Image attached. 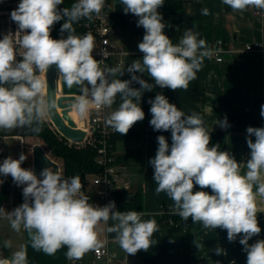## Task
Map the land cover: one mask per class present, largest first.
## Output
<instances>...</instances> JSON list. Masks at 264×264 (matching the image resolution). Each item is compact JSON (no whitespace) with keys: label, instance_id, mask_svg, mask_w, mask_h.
<instances>
[{"label":"clouds","instance_id":"1","mask_svg":"<svg viewBox=\"0 0 264 264\" xmlns=\"http://www.w3.org/2000/svg\"><path fill=\"white\" fill-rule=\"evenodd\" d=\"M222 2L234 12L249 8L264 12V0ZM63 3L64 0H20L10 13L18 28L0 39V130L42 131L44 121L57 109V100L46 94L41 74L55 65L58 77L69 89L79 87L80 94L67 109L82 120L92 109H112L119 95L121 102L108 112L105 123L121 136L126 135L145 118L140 106L144 92L157 86L187 90L190 82L197 79L204 59L220 52L210 48L191 28L174 44L165 34L166 25L158 12L164 0H120L124 13L138 17L137 27L145 30L138 44L143 57L126 69L102 68L92 55L94 36L75 35L73 25L100 16L105 0H77L71 8L60 9ZM201 14L206 16L209 10L204 8ZM61 20L64 23L60 32L67 36L53 39L52 28ZM125 70L131 74L128 80L120 79ZM137 73H146L154 84ZM133 82L140 87H131ZM148 103L153 129L171 131V144L164 135L158 136L156 154L148 162L154 169L155 192L165 193L173 201V210L182 220L191 218L192 223H201L204 229H224L229 242L241 236L239 243L247 254L246 264H264V239L249 244L261 232L257 213L264 212L258 207V203H264V127L246 129L250 158L239 163L229 152L220 151L219 145L209 147L211 136L200 114L186 115L161 93ZM260 115L264 117V105ZM217 124L229 126L226 117ZM26 159L21 153L18 159L9 156L0 163V176L10 175L17 186H23V203L10 212L0 207V218H6L17 232L23 228L34 250L54 255L66 247L67 259L80 260L87 252L103 246L97 226L110 219L114 223L107 232L116 234L115 241L128 256L149 249L151 237L158 231L155 219L142 220L144 213L134 210L113 211L114 201L103 207L93 205L81 191L80 176L65 177L59 170L45 167L38 177L31 168L21 167ZM242 168H246L243 174ZM195 186L201 190L194 191ZM203 189H211V194ZM4 247L11 248V241H6ZM214 252L224 254L220 247ZM0 264H28L26 248L21 246L11 258L0 254Z\"/></svg>","mask_w":264,"mask_h":264},{"label":"crops","instance_id":"2","mask_svg":"<svg viewBox=\"0 0 264 264\" xmlns=\"http://www.w3.org/2000/svg\"><path fill=\"white\" fill-rule=\"evenodd\" d=\"M110 7L114 12H124V6L120 0H111ZM204 8L209 10L206 16L201 14ZM161 9L162 6L158 8V11ZM163 23L166 25L165 34L174 44L179 42L186 29L191 28L199 33V38L204 39L207 45L221 38L225 40L228 48L234 51L225 53V60L222 63L205 58L201 70L197 73V79L190 82L187 90L173 91L157 86L150 92H144L140 102L145 112V118L142 121L143 133L136 139L116 143L117 154L136 150L142 152L141 157L136 160L119 163L117 179L121 185L129 186L128 191L141 192L142 208L134 211L144 213L142 220L155 219L157 222L158 231L152 235L149 249L140 250L137 254L128 256L115 241L116 234L107 232V228L114 223L110 219L107 224L101 222L97 226L99 239L103 243L102 247L107 248L109 254L103 260H97L94 250H91L80 260L68 259L69 264H246L247 254L239 243L241 238L239 235L235 242H229L226 230L204 229L201 223H192L191 218L187 221L181 219L182 229L180 231L164 229L161 205H164L165 210L174 211L173 201L165 193L155 192L157 185L153 180L154 169L148 162L156 154L158 136L164 135L171 144V131L153 129L149 123L152 117L151 105L148 101L154 99L157 93L165 95L170 103L175 104L186 115L193 112L200 114L210 134L212 131L223 129L217 124L218 120L223 121L225 117L245 112L253 113L258 118L261 127H264V117L260 115L261 105H264V56L259 51L237 52L246 43H252L261 38L263 18L255 8H249L244 12H234L223 4L222 0H183L182 11L165 13ZM143 36L144 29L142 26L137 27V24L126 29L110 24L111 40L125 51L124 54L117 55L111 60V67H117L116 62L122 60L123 65L120 67L126 69L134 60L142 59L143 53L139 51L138 44L142 42ZM237 57L240 61H237ZM137 75H142L143 79L154 84L146 73H137ZM130 76L131 74L125 70L120 79L128 80ZM116 78H119V74ZM131 87L139 88L140 85L133 82ZM77 88L73 86L69 89L59 78V94L79 95L80 91ZM120 102V96L117 95L116 103L110 110L117 108ZM69 115L75 116L70 113ZM32 138L35 137L1 136V143L5 150L4 140L19 139L20 151L22 153L21 143H23L25 154L33 147L25 140ZM247 138L246 130H234L226 135L225 151L229 152L239 163H246L250 158ZM251 138L255 140L254 136ZM30 161L33 164V152L30 154ZM245 171L246 168H242L241 174ZM88 190L90 192L89 202L101 207L94 194L93 184L88 183ZM199 190H201L199 186L194 187V191ZM203 190L211 194V189ZM258 207L264 211V203H258ZM257 219L261 232L249 240V244L264 239V212H258ZM216 247L222 248L224 254L216 255L214 252Z\"/></svg>","mask_w":264,"mask_h":264},{"label":"trees","instance_id":"3","mask_svg":"<svg viewBox=\"0 0 264 264\" xmlns=\"http://www.w3.org/2000/svg\"><path fill=\"white\" fill-rule=\"evenodd\" d=\"M77 0H64V3L59 5L60 9L71 6L76 3ZM111 0H105V7L109 12V22L110 24H116L120 27L126 29L137 24L138 17L133 14H125L124 12H114L110 7ZM183 9V0H164L162 9L158 11L163 17L165 13L168 12H181ZM163 22V21H162ZM64 23V20L57 22L51 32L53 39H60L67 36V33L61 34L60 28ZM89 23L87 20H80L75 23L73 27L75 28V33L78 31H84V26ZM145 34V30H144ZM228 127H224L222 130L212 131L210 145H219L220 151H225V139L226 135L230 131L234 130H246L248 127H261L258 118L249 112L242 114H234L227 118ZM144 131L142 121L137 122L129 130L126 135L121 136L118 133H114L111 136V143L115 149L116 143L119 141L136 139ZM34 136L40 138L46 145V149L50 150L54 158H60L62 163V175L65 177L80 176L81 183L87 181V174L98 173L101 167L96 162L97 150L91 146L78 147L75 144H71L65 137H62L58 132L53 131L49 127V122L44 121L42 125V131L40 133H34L28 128H18L10 131L0 130V136ZM142 155L141 150L130 151L125 153L116 152V162L127 163L131 160H136ZM6 197V192L0 187V202ZM116 197L118 200V210L127 211L142 208V194L141 192H132L128 190H119L116 192ZM163 205V204H162ZM163 227L167 231H180L182 229L181 217L176 214V212H163ZM26 233V251L28 264H69L66 257L67 248L62 247L54 255H47L42 251L34 250Z\"/></svg>","mask_w":264,"mask_h":264},{"label":"built area","instance_id":"4","mask_svg":"<svg viewBox=\"0 0 264 264\" xmlns=\"http://www.w3.org/2000/svg\"><path fill=\"white\" fill-rule=\"evenodd\" d=\"M20 0H0V39L3 38L4 34L9 32L15 33L17 31V24H15L11 18L10 13L14 10ZM256 12L263 18V29L262 36L260 39L252 42L246 43L244 47L238 50V53L250 52V51H259L264 56V12L255 9ZM87 28L91 31V34L94 36L95 49L93 50V57L101 62V67H111V60L117 56L122 55L125 51L115 44L110 38V22H109V12L104 6L100 16L93 18V20L87 23ZM78 36V35H77ZM212 49H220L218 55L214 54L212 60L222 63L225 58L224 55L227 52L234 51L228 48L225 43V40L219 38L212 41L209 45ZM22 52V49H18ZM19 59V57H18ZM237 61H240V58L237 57ZM117 66H122L123 61L118 60L116 62ZM78 96V95H76ZM110 109H92L89 113V116L85 119H80L81 124H78L79 127L86 131L85 140L81 143H75L67 139L71 144H75L78 147H87L91 146L97 150L96 162L101 167L100 172L87 174V181L82 185V193L89 197L90 192L88 190V178L91 177V182L94 186V194L99 200L101 207L109 204L110 202H115V209L118 210V200L116 197V192L119 190H127L129 186L121 185L118 182V172L119 164L116 162V151L113 148L111 143V136L115 133L109 126L105 123V118ZM57 129V128H56ZM58 131V130H56ZM58 133L64 137L59 131ZM22 153L24 154V145L21 143ZM34 147V145H33ZM33 147L31 148L33 152ZM45 149V148H44ZM47 155L56 161L59 165V171L62 173V164L50 155V150H46ZM21 154V153H20ZM18 155H10L2 147L1 136H0V163L9 156L13 159H18ZM25 155V154H24ZM21 167L27 169L26 160L22 163ZM53 169V167H51ZM0 179L4 180L3 184H0V187L3 188L6 192V197L0 202V207H3L6 211H12L15 207L23 203L22 188L23 186H17L12 177L0 176ZM161 210L163 212H175L165 210L164 205H161ZM94 254L97 260H103L108 254L109 251L107 248L101 247L98 251L94 250Z\"/></svg>","mask_w":264,"mask_h":264},{"label":"water","instance_id":"5","mask_svg":"<svg viewBox=\"0 0 264 264\" xmlns=\"http://www.w3.org/2000/svg\"><path fill=\"white\" fill-rule=\"evenodd\" d=\"M46 94L54 96L57 100V109L49 117L57 130L67 139L75 143H81L85 140L86 131L78 126L77 123L69 115L67 109L73 99L74 94H59L58 89V74L56 66L53 65L46 72ZM60 109V110H59ZM45 167H53V170H59V165L56 161L50 158L42 145L33 147V164L32 170L39 177L41 170Z\"/></svg>","mask_w":264,"mask_h":264},{"label":"rangeland","instance_id":"6","mask_svg":"<svg viewBox=\"0 0 264 264\" xmlns=\"http://www.w3.org/2000/svg\"><path fill=\"white\" fill-rule=\"evenodd\" d=\"M85 30L84 31H78L75 33V35L78 36H84L87 33H91V31L87 28V24L84 26ZM78 87V86H76ZM79 91V87L77 88ZM70 114L72 115H76L75 113L70 111ZM49 122V127L53 130L56 131V127L54 126V124L52 123V121L50 120V118L46 119ZM79 124H81L80 120L78 122ZM58 132V131H56ZM34 137V136H33ZM5 141V150L7 151V153H9L10 155H18L21 153L20 151V140L19 139H14L13 141L11 140H4ZM26 143H28L30 146L32 145H37L40 144L42 145L45 149H46V145L43 143V141L38 138H32L30 139H26L25 140ZM48 151V149H46ZM27 156V160L26 162L28 163V168L32 169V162L30 161V154H32V151L29 149L28 152L25 153ZM50 155L52 156V154L50 153ZM53 157V156H52ZM54 158V157H53ZM56 160H58L60 163H63V161L60 158H54ZM91 177L88 178V183L89 185H91ZM6 241H11V248H5L4 244ZM21 246H24L26 248V233L25 230L23 228H21V230L19 232L13 230L10 226V222L6 219V218H0V254L3 255V257L5 258H11L12 254L19 250L21 248Z\"/></svg>","mask_w":264,"mask_h":264},{"label":"bare ground","instance_id":"7","mask_svg":"<svg viewBox=\"0 0 264 264\" xmlns=\"http://www.w3.org/2000/svg\"><path fill=\"white\" fill-rule=\"evenodd\" d=\"M41 78L44 79L46 82V73L41 74ZM58 83H59V78H58ZM46 91H47V85H46ZM75 116H71V118L75 121V123L79 124L78 122H79L80 118L75 117Z\"/></svg>","mask_w":264,"mask_h":264}]
</instances>
